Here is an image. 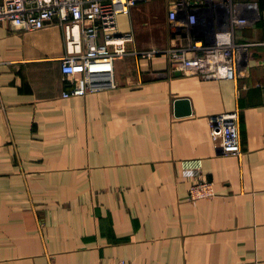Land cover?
Listing matches in <instances>:
<instances>
[{"label":"crops","instance_id":"1","mask_svg":"<svg viewBox=\"0 0 264 264\" xmlns=\"http://www.w3.org/2000/svg\"><path fill=\"white\" fill-rule=\"evenodd\" d=\"M175 1L119 14L133 40L116 86L83 96H63L60 25L0 21V264H264V26L236 32L252 44L247 75L178 73L135 52L218 25L173 29ZM178 98L191 114L176 115ZM236 109L243 152L225 154L211 117ZM198 161L216 194L191 200Z\"/></svg>","mask_w":264,"mask_h":264},{"label":"built area","instance_id":"2","mask_svg":"<svg viewBox=\"0 0 264 264\" xmlns=\"http://www.w3.org/2000/svg\"><path fill=\"white\" fill-rule=\"evenodd\" d=\"M148 0H1L0 21H8L23 30L40 29L56 23L64 30L66 53L62 71L70 78L63 96H83L89 92L116 86L114 63L128 53L131 34L119 35L117 18L130 13L139 2ZM187 16L184 19V16ZM201 18L212 29L195 32L192 41L178 47L135 51L150 58L166 55L172 71L214 79L248 74L246 57L251 43L240 42L237 30L251 23L264 26V0H176L171 3V27L197 26ZM224 25H219L223 21ZM209 23V24H208ZM211 35L207 38L205 35ZM211 135L225 154L241 155L240 110L211 117ZM200 163L188 169L194 177L189 198H211L216 194L214 182L200 177ZM118 264H128L121 260Z\"/></svg>","mask_w":264,"mask_h":264},{"label":"water","instance_id":"3","mask_svg":"<svg viewBox=\"0 0 264 264\" xmlns=\"http://www.w3.org/2000/svg\"><path fill=\"white\" fill-rule=\"evenodd\" d=\"M180 73V71L178 72ZM191 102L188 98H178L175 101V113L177 116H184L191 114Z\"/></svg>","mask_w":264,"mask_h":264}]
</instances>
